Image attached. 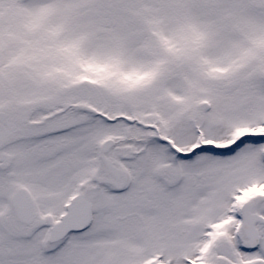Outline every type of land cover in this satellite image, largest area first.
I'll return each instance as SVG.
<instances>
[{
	"label": "snow or ice",
	"instance_id": "obj_1",
	"mask_svg": "<svg viewBox=\"0 0 264 264\" xmlns=\"http://www.w3.org/2000/svg\"><path fill=\"white\" fill-rule=\"evenodd\" d=\"M0 264H264V0H0Z\"/></svg>",
	"mask_w": 264,
	"mask_h": 264
}]
</instances>
